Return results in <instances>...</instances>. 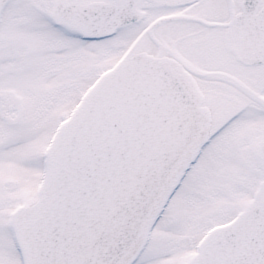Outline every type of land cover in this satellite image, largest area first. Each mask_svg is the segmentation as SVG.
Listing matches in <instances>:
<instances>
[{"label": "snow or ice", "instance_id": "obj_1", "mask_svg": "<svg viewBox=\"0 0 264 264\" xmlns=\"http://www.w3.org/2000/svg\"><path fill=\"white\" fill-rule=\"evenodd\" d=\"M0 264H264V0H0Z\"/></svg>", "mask_w": 264, "mask_h": 264}]
</instances>
